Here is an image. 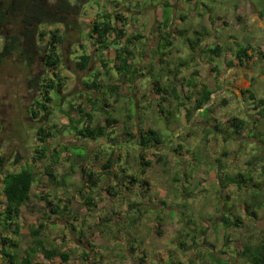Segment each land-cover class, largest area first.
Returning <instances> with one entry per match:
<instances>
[{"label":"rangeland","instance_id":"374dc122","mask_svg":"<svg viewBox=\"0 0 264 264\" xmlns=\"http://www.w3.org/2000/svg\"><path fill=\"white\" fill-rule=\"evenodd\" d=\"M55 1L47 0L51 5ZM206 1L210 6L207 15L218 28L214 44L212 36H208L213 32L210 26L200 32L201 36L207 35L202 43L208 50H200L197 56L200 68L195 73H201L200 89L207 88L204 84L208 83V76L213 77L208 84L215 96L198 113L194 106H189L188 114L192 117L195 114L192 127L182 128L179 133L180 112L186 105L175 106L173 98L166 94L161 98L148 86L153 82L165 85L161 80L166 78L162 73L160 78L157 75L161 71H147L145 78L141 76L147 63L140 57H146L153 65L155 57L164 50L162 45L154 46L151 37L137 42L132 50L138 57L130 59L135 79L141 83L137 92L133 82L130 85L128 78L121 79L113 72L109 79L117 90L109 94V80L101 78L98 94L86 91L82 82H89L88 73L98 67V60L89 50L94 62L87 72L75 70L78 56L89 48L85 40L92 15L87 11L82 10L70 19L71 28L79 26L82 31L78 39L85 44L84 50L78 41L74 42L77 39L74 30L63 35L64 27L60 25L38 27L36 43L40 51L56 30L59 35L70 37L57 45L61 61L56 71H46L44 58L43 71L39 60L34 70L14 57L5 63L4 71L0 68V100L8 105L0 115L3 161L0 179L8 172L25 168H31L35 174L29 201L21 207L15 225L0 228V234L17 244L15 250L5 249L17 257L15 264L20 263L22 251L32 242L29 233L39 223L43 225L40 231L43 246L57 254L49 260L39 254L31 264H249L244 254L246 248L264 243V117L259 115L264 105L257 104L260 100L264 104V0H219L218 4L217 0ZM238 15L243 16L239 24L235 22ZM257 20L263 25L261 29L254 23ZM11 30L18 34L16 25ZM40 32L45 33L44 39L40 38ZM229 37L232 42H228ZM182 43H174L172 61L178 66L194 67L188 43ZM216 47L234 57L238 51L247 49L250 57L245 59L253 72L248 76L250 90L237 95L228 90L221 92L222 69L218 67L223 66V60L221 55L213 54ZM114 55L110 50L106 56L113 59ZM97 57L102 58L100 50ZM208 59L218 66L216 70L205 69ZM52 74L62 79V87L59 94L49 90L50 115L40 123L38 118L33 119L29 107L34 100L43 101L45 77L57 81ZM32 75H40V82L31 91ZM193 80L191 85L195 83L197 88L198 83ZM193 96L194 92L188 93L185 99L190 101ZM89 98L95 106L88 103ZM78 104L85 114L92 115L94 127L103 126L106 119L114 121L108 125L109 134L105 138L96 142L77 139L73 129L80 124L72 121L79 120ZM232 118L243 123L238 135L229 125ZM39 127L53 133L44 144L37 140ZM148 129L157 132L160 143L140 150L138 131ZM39 147H46L45 157L34 162ZM54 150L57 151L53 153ZM51 156L56 163L51 162ZM144 161L149 165L143 167ZM47 168L53 181L44 174ZM85 198L92 199L93 206L87 208ZM49 202L58 204L60 211L64 205L68 207L66 214L50 215L46 206ZM3 207L0 186V213ZM0 220L1 226L4 222ZM16 226L18 235L13 234ZM59 253L66 254V262L61 261ZM7 261L0 255V264H9Z\"/></svg>","mask_w":264,"mask_h":264},{"label":"trees","instance_id":"16d2710c","mask_svg":"<svg viewBox=\"0 0 264 264\" xmlns=\"http://www.w3.org/2000/svg\"><path fill=\"white\" fill-rule=\"evenodd\" d=\"M91 0H56L53 5L48 2H44V0H26L22 2L21 6H25L29 8V20L28 23L31 21L32 23L38 22L39 26L41 25H60L64 27L63 35L67 34L69 31H75L74 36H77V39L75 38V43L77 41L80 43L78 37L82 34V31L80 30L79 26H74V28H71L72 22L70 19L80 14L82 9L90 2ZM116 20L124 24L125 19L122 18L120 14L111 16L110 14H99L97 15L91 23V26L89 28L87 35V39L92 40V46L96 47L97 51H104L107 50L110 47H116L117 55L116 60L119 61V64L115 67V69L119 72H121L122 76L126 78L127 71L130 69L129 64V57L132 56V52L129 50V44L131 43V39H137L136 36L130 37L127 33L123 31V29H118L112 21ZM121 24V25H122ZM76 25V24H75ZM72 29V30H71ZM59 30H56L55 32H52L48 43L46 45L47 53L45 55V62L44 67L48 68L46 69L47 72L50 71H56L57 66L60 64V58L56 53L57 45L60 43H63L64 38L68 40L70 37H64L62 35H59ZM71 33V32H70ZM39 36L41 39L45 38V33L40 32ZM123 40L122 47L118 48L119 43ZM44 48V49H45ZM80 48H83V46H80ZM217 50L212 51L213 54L216 53ZM220 52V51H219ZM218 52V53H219ZM240 57L241 55L246 58L247 56V49L238 51ZM78 61L75 62V70L77 72H87L90 64H91V57L89 55H81L77 58ZM102 65H104L103 61H101ZM27 65L30 66L28 63ZM120 74V77H121ZM53 77L57 78V81H53V78L45 77L47 83L46 85H43L44 88V99L43 101L35 100L29 108H31L32 116L35 118H38L40 123H43L44 120L48 118L50 115V109L47 106L50 102V96H49V90L54 91L56 94L60 93L61 87H62V79L57 76L56 74H52ZM91 80L83 81V87L86 89V91H89L91 93L98 94L100 89L102 88L99 84V77L100 75L98 73H95ZM34 82V80H30ZM37 87V84H33ZM33 88V86H31ZM30 88V85H29ZM117 90V87H112L111 91ZM155 92L159 97L164 98L165 91L162 87H155ZM244 92V91H243ZM241 92V94H243ZM199 94V93H198ZM201 98L199 101H196V104L194 105V111H197L198 109H201L203 106L207 104V102L210 100V91L206 90L205 88L200 90ZM254 97V96H253ZM253 99V98H252ZM88 103L95 106L94 102H91L90 98L87 99ZM97 101V99H95ZM104 102L103 100H101ZM94 103V104H93ZM258 105L263 106V102L260 100L257 102ZM72 107V105H70ZM104 106V105H103ZM73 108V107H72ZM77 113H79L78 121H72V123L80 124V127L73 129L74 134L79 140H87V141H97L101 138H105L108 134V125L113 123L114 121L106 119V122L103 126H92L91 116L89 114H85L82 105L79 104L76 106ZM102 110V106L100 107ZM264 108V107H263ZM261 117H264V109L263 112H260L259 114ZM82 118V120H80ZM229 125L233 129V132L238 135L240 132L241 127L243 126V123L241 120L237 118L229 119ZM53 133L47 132L46 129L43 127H39L36 136L38 137L37 140L44 144ZM129 136V135H128ZM160 138H158V134L156 131L148 129V131H138V140H137V146L140 150H148L150 147L157 146V144L160 143ZM80 148V147H77ZM67 150V149H65ZM46 151V147H39L38 150H36L37 157L34 159V162L41 161L43 157H45L44 152ZM57 150H54L53 153H55ZM18 158V156H17ZM51 156V162L56 163V160H53ZM142 158V156H140ZM3 163L2 158H0V166ZM17 164V159L14 161L13 165L15 166ZM111 162L109 161L110 165ZM143 167H146L149 165L148 161H144L141 163ZM105 168H108L107 166ZM45 175H48L51 179L50 181H53L52 173L50 172V168H47L46 171H44ZM141 174H144V170L141 169ZM241 177V176H240ZM242 178V177H241ZM133 179V178H132ZM35 183V174L31 170V168H25L18 172H8L2 176L0 179V186H1V194L4 198V207L2 212L0 213V219L4 222V224L0 226V228L5 229L6 226H13L15 225L16 220L18 218L19 212L21 207L23 205H26L29 201L30 191L32 186ZM145 184V183H144ZM61 203V201H58ZM87 208L93 206L92 201L89 198H85L84 201ZM49 214L52 216H62L66 214V211L68 210V207L64 205V208L62 211L59 210L60 206L58 204L54 203H46ZM1 221V220H0ZM225 224L226 221H225ZM42 224L39 223L35 229H32L30 231V236L32 238V242L24 248L22 251L23 257L20 258L19 264H31L33 259L41 254L42 257L46 260L51 259L53 256L57 254V252L46 249L41 240H40V231L42 229ZM18 228L15 227V231L13 232L14 235H18ZM39 238V239H38ZM89 246V245H88ZM6 247H9L11 249H17V244L15 243L14 239L8 238L2 234H0V255L3 257V259H7L9 264H15V260L17 257L13 255L12 252H7L5 249ZM133 249L131 248V251ZM247 261L249 264H264V243H261L257 247L247 249L244 253ZM87 254L84 255L86 257ZM58 257L61 259V261H67L66 254L59 253Z\"/></svg>","mask_w":264,"mask_h":264},{"label":"crops","instance_id":"0c3cea01","mask_svg":"<svg viewBox=\"0 0 264 264\" xmlns=\"http://www.w3.org/2000/svg\"><path fill=\"white\" fill-rule=\"evenodd\" d=\"M200 1V2H199ZM222 1V0H221ZM221 1L217 0V4L221 3ZM206 3H203L201 0H161L160 2L158 0H91L82 10L89 12V14L92 15V18H89V28L91 26L92 20L97 15H103L104 14H110L111 16L120 14L122 18L125 19L124 24H122L119 21L113 20L112 23L118 28L123 29L125 33H127L130 37L136 36L137 39H131V43L129 44L130 51L132 52V56H130V59L135 60L138 58L133 53V47L136 46V43L141 40H147L149 37L151 39L153 38L155 41L154 46L156 45H162L164 47L163 52L161 55L156 56L154 59V64L150 65L147 62L146 57H140L141 61L144 63H147L144 68L145 71L142 73V77L145 78V73L147 71H153V72H159L157 75L160 78V73H162V76L165 77V80H161V83L165 85H160V82H153L148 84V86L152 89H154L157 83L162 88H164V91L166 93V97H171L175 100V106H178L180 103L184 104L186 106H182L181 108V126L178 128V133L181 132L182 128L186 129L187 126L192 127L191 121H193L194 116H191L188 114L189 106L192 107L196 104V101H199L201 98L200 94V86H203L202 83L198 82V79L201 77V73H195V70L200 68L198 65L197 56L200 55L201 51H207L208 48L206 45L202 43L204 38L207 36L206 33L201 36V31H203L207 26H210L212 29V33L208 36H212L213 41L211 43H215L216 33L217 31L215 29L218 28L217 23L211 24V18L208 14L210 11V6L205 0ZM223 7L222 5L220 8ZM130 9V10H129ZM87 16V15H86ZM89 16H87L88 18ZM243 17V16H242ZM242 17L238 15L235 18V22L239 24V22L242 20ZM254 23H257V26L259 29L263 27L261 24V21L257 20L254 21ZM122 24V25H121ZM146 30L149 31L148 34L142 33V31ZM136 31V32H135ZM139 32V33H138ZM218 38V37H217ZM150 39V41H152ZM198 40V42H193L194 40ZM84 40V39H83ZM88 42L89 48L88 51L82 52L81 55H89L91 57L90 52L93 54L94 58H96L97 66L94 71L89 72L90 78L92 79L93 75L95 73H98L100 75L99 80L101 78H107L108 81V88L110 87L109 94L112 87H117V85H111L113 81H111L109 78L112 75L111 72H113L117 77V75L120 76L121 72L117 71L115 67L119 64V61L116 60L117 55V48L116 47H110L107 50H104L101 52V57H97V50L96 47L92 46V40L87 39L85 40ZM176 41H182L187 42L190 50L191 55L194 56L195 63L194 67L191 66H185L184 64L176 65V63L173 60V52L172 49L174 48V43ZM201 41V42H200ZM228 42H232V38H228ZM194 43V44H193ZM184 44V43H182ZM85 45V44H84ZM84 45L81 42L80 46ZM123 40L119 43L118 48L122 47ZM220 47V46H218ZM217 49L215 54L216 56L221 55L220 57L223 60V66L218 67L214 64V61L212 60L213 64L211 63V59L207 60V63L205 64V69L209 67L213 71L217 69H222L221 72V80H222V93L225 91H230L233 95H237L238 93L241 94L243 90H250L251 89V83L248 80V76H252L253 72L249 71V67L247 66V60L241 55L238 57V53L235 55H231L230 53L225 52L224 54L219 52V48ZM158 49V48H157ZM156 49V51H157ZM113 51L115 53L113 59H107V53L109 51ZM219 52V53H218ZM80 55V56H81ZM78 56V57H80ZM226 56V57H225ZM248 57H250L247 54ZM136 57V58H135ZM94 58L91 57V64L94 62ZM130 69L127 71L126 79L128 78L127 82L130 83V85H134L135 92L138 91V87L141 83H138L137 79H135L136 74L134 73V66L130 62ZM245 59V60H244ZM137 60V59H136ZM101 61H103L104 65H102ZM132 61V60H131ZM76 62V61H75ZM113 63V64H111ZM90 64V65H91ZM99 69V70H98ZM166 71V74L163 72ZM207 71V70H206ZM123 74V73H122ZM121 74V79L124 77ZM134 74V76H132ZM147 74V73H146ZM204 76H208L205 74ZM203 76V77H204ZM261 76L260 78H262ZM213 77L208 76V83H211ZM195 80L196 83H198V86L196 88L195 83L191 85V81ZM193 80V81H194ZM143 81H145L143 79ZM148 82V81H147ZM205 83L204 85L207 87L206 90L210 91V100L207 105H209L212 102V99L215 96V92H213V89L210 88L209 84ZM213 83V81H212ZM159 86V87H160ZM195 86V87H194ZM132 88V87H131ZM190 90V92H189ZM194 92V96L189 100H186V94ZM245 92V91H244ZM156 93V92H155ZM199 93V94H198ZM168 94V95H167ZM180 96V97H179ZM165 98V96H164ZM223 100L224 98L221 97ZM166 101V100H165ZM139 107L136 106V111ZM205 108L203 106L201 109H198L195 111L198 113L200 110ZM194 112V113H195ZM192 117L191 119H188L189 117ZM172 124V123H170ZM173 125V124H172ZM198 125V124H197ZM90 199V198H89ZM93 203V200L90 199Z\"/></svg>","mask_w":264,"mask_h":264},{"label":"flooded vegetation","instance_id":"af4514ba","mask_svg":"<svg viewBox=\"0 0 264 264\" xmlns=\"http://www.w3.org/2000/svg\"><path fill=\"white\" fill-rule=\"evenodd\" d=\"M24 1L26 0H0V68H3V71L7 62L10 61L8 60L10 57H14V60L21 62L24 66H28V69L34 67V70L37 69L36 61L39 60L40 70L43 71L41 63L43 58V64L46 60L45 55L47 50L45 48L43 51H40L36 43L39 24L38 22L32 23L31 21L28 23L29 8L21 6ZM44 2H47V0H44ZM12 21L16 23L13 24ZM13 25L17 26L18 34H15L11 30ZM15 53L17 54L15 55ZM28 63L30 66L27 65ZM32 76V80L37 84V87L33 85L34 82L30 81L31 91L37 89L40 82H38L40 75ZM30 90L29 93L31 92ZM24 98L25 96L22 97V100ZM8 102L11 103L10 101ZM7 106V104L4 105L3 100H0V115H2Z\"/></svg>","mask_w":264,"mask_h":264}]
</instances>
